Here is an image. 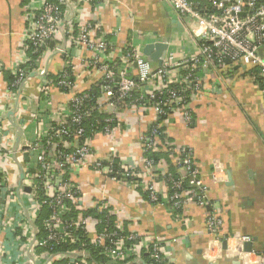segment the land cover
Instances as JSON below:
<instances>
[{"label":"built area","instance_id":"obj_1","mask_svg":"<svg viewBox=\"0 0 264 264\" xmlns=\"http://www.w3.org/2000/svg\"><path fill=\"white\" fill-rule=\"evenodd\" d=\"M84 1L94 10L106 2L30 0L26 8L20 62L9 70L14 77L9 85V110L16 115L22 111L20 91L28 69L45 76L44 70L34 69L38 60L33 62L30 55L41 56L49 45L53 55L62 58L63 66L56 79L46 80L42 86L38 104L42 111H50L49 82L72 95L64 109L51 114L46 132L26 145V151L13 147L12 122L4 125L0 121V264H99L85 250L88 245L99 250L106 264H127L140 258L135 245L141 240L127 232L126 216L113 212L103 192L88 206L84 204L87 194L72 184V174L91 170L104 180L139 188L151 204L163 205L178 222L185 223L186 207L210 204L192 153L171 142L166 126L176 114L190 123V105L223 92L242 69L258 70L250 77L264 97V88L256 80L264 84V0H168L176 16L186 19L195 53L177 55L167 40L159 67L142 55L141 46L129 42L118 48L113 41L118 30L107 35L95 19L82 23L74 17ZM69 11L73 12L71 18ZM143 37L150 44L164 41L152 34ZM73 48L89 54L82 60L80 77L89 72L96 76L86 90L77 88L79 76L70 53ZM145 115L151 117L150 125L136 131L139 163L123 160L112 142L106 157H100L92 145L96 135L112 141L122 126L132 129L128 117ZM16 129L18 135L23 133L22 126ZM148 154L167 157L155 161ZM7 161H11L8 166ZM170 166L175 168L174 178L169 174ZM216 174L215 166L212 177ZM25 187L29 193L24 192ZM222 224L217 214H208L207 233L219 248L220 239L235 241L232 255H255L253 250L245 254L237 249L251 242V237H219ZM79 236L84 241H78ZM147 244V264H169L162 241L147 239ZM65 246L75 248L54 252L56 247ZM260 262L264 264V252Z\"/></svg>","mask_w":264,"mask_h":264},{"label":"crops","instance_id":"obj_2","mask_svg":"<svg viewBox=\"0 0 264 264\" xmlns=\"http://www.w3.org/2000/svg\"><path fill=\"white\" fill-rule=\"evenodd\" d=\"M30 0H0V121L4 125L12 122L10 136L13 147H26L39 135L46 132L51 114L68 104L72 94L62 93L53 82H49L48 98L50 111H42L38 104L42 97V86L53 80L63 66L62 58L53 55L49 45L42 50L34 69L44 70L45 76L28 69V75L20 91L22 111L17 115L9 110L12 105L9 84L5 73H10L20 62L23 33L26 29L25 13ZM73 12H68L71 18ZM82 23L96 20L102 30L110 35L119 31L113 41L118 48L131 42L144 47L151 43L143 41L145 34L167 39L170 50L177 55L190 56L195 47L187 36L188 25L173 12L168 0H106L97 9L84 1L74 12ZM74 49V48H73ZM73 68L79 76L77 88L92 87L96 76L81 75L82 60L89 57L84 50L70 51ZM264 53V51H263ZM10 70V71H9ZM74 93V92H73ZM191 122L176 114L166 132L171 142L185 147L192 153L194 166L199 171L209 207L190 205L184 209L185 223H180L168 210L159 204H151L141 189L124 183L104 180L95 172H74L71 182L83 194L84 204L96 200L100 192L111 201L113 212L126 216L128 233L140 237L141 244L135 247L140 258L127 264H145L147 239H159L165 246V257L169 264H262L264 252V97L254 84L249 72L242 69L231 77L228 86L217 95L204 96L190 105ZM130 127L125 125L112 141L96 135L92 145L100 157L105 158L111 142L125 161L139 163L140 150L137 130H145L151 117H128ZM22 126L23 133H15ZM1 126V124H0ZM17 130V129H16ZM18 140V141H17ZM7 161L6 165H10ZM215 166L216 177L213 178ZM157 186L162 189L161 183ZM88 206V205H87ZM86 206V207H87ZM222 220L219 237L249 236L253 241L255 255L242 258L232 255L235 241L226 242L223 250L207 233L206 220L210 212ZM251 241V242H252ZM238 252L242 248H237ZM235 252V251H234ZM42 254L45 252L42 251ZM248 254V253H245Z\"/></svg>","mask_w":264,"mask_h":264},{"label":"trees","instance_id":"obj_3","mask_svg":"<svg viewBox=\"0 0 264 264\" xmlns=\"http://www.w3.org/2000/svg\"><path fill=\"white\" fill-rule=\"evenodd\" d=\"M32 57V60L33 62H36V60L38 59L39 55H33L31 54L30 55ZM24 69H26L24 67ZM32 69V68H30ZM250 76H256L258 74V70L257 69H252V70H249L248 71ZM5 80L6 82L10 85L13 81H14V77L12 76L11 73H5ZM56 79V76L53 77V80ZM257 81H259L260 83V88L263 89L264 88V84H262L261 80L259 78H256ZM148 157L149 158H152L154 159L155 161H157L158 159L160 158H166L167 155H164V154H148ZM169 171V174H171L172 178H174L176 176V172H175V168L170 166V168L168 169ZM144 196L147 197V195L144 193ZM91 215H93V213H90ZM78 241L82 242L84 241V238L82 236H79L78 237ZM75 247H70V246H65V247H56L54 249V252H59V251H64V250H72L74 249ZM85 250L89 253L90 257L92 258L93 261L99 263V264H106V262L104 261V259L99 255L100 252L98 249H96L95 247H92V246H86ZM145 264L149 263V260L148 258L146 257L145 258Z\"/></svg>","mask_w":264,"mask_h":264},{"label":"water","instance_id":"obj_4","mask_svg":"<svg viewBox=\"0 0 264 264\" xmlns=\"http://www.w3.org/2000/svg\"><path fill=\"white\" fill-rule=\"evenodd\" d=\"M167 41V39H164V41H160L158 43H154V44H148L146 46H144L142 48V55L152 64V66H156L159 67L162 63V60L165 57L166 51H167V45L165 44V42ZM18 141V140H17ZM18 145V143H17ZM17 145L15 146V149L17 148ZM23 151L27 150V147H23L22 148ZM24 160L28 161V155L27 153H24ZM19 169H21L20 166H18ZM23 175L22 173H20L19 179L22 180ZM24 192L29 193L30 189L25 187ZM252 242H248V243H244L242 245V251L244 253H251L252 252ZM222 248L223 250H225L226 248V242H222Z\"/></svg>","mask_w":264,"mask_h":264}]
</instances>
